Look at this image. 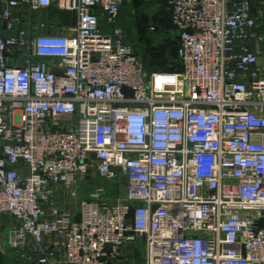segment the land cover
Returning <instances> with one entry per match:
<instances>
[{"label":"built area","instance_id":"2783aa9c","mask_svg":"<svg viewBox=\"0 0 264 264\" xmlns=\"http://www.w3.org/2000/svg\"><path fill=\"white\" fill-rule=\"evenodd\" d=\"M126 1L0 0L11 246L39 264H128L142 244L143 264H264V0H160L182 67L153 72L120 23ZM49 8L75 24L58 31Z\"/></svg>","mask_w":264,"mask_h":264},{"label":"trees","instance_id":"16d2710c","mask_svg":"<svg viewBox=\"0 0 264 264\" xmlns=\"http://www.w3.org/2000/svg\"><path fill=\"white\" fill-rule=\"evenodd\" d=\"M160 2L170 12L171 27L175 30V26L172 21V9L166 2ZM52 10L55 19L61 25H72L76 22V16L70 12L58 10L55 8H49ZM132 10V9H131ZM122 15V14H121ZM154 16L151 14V18ZM145 18L142 20L140 26L135 21H131L127 31L128 42L134 46L141 54V58L144 61L143 64L147 71H175L180 70L182 65L178 59L177 50L179 46L178 36L175 38L172 36L169 30L161 28L157 30L155 25H149L148 20L150 17L144 15ZM163 30L166 33L163 41L155 45V39L157 34ZM177 32V31H176ZM136 54V53H135ZM156 69V70H155Z\"/></svg>","mask_w":264,"mask_h":264},{"label":"rangeland","instance_id":"374dc122","mask_svg":"<svg viewBox=\"0 0 264 264\" xmlns=\"http://www.w3.org/2000/svg\"><path fill=\"white\" fill-rule=\"evenodd\" d=\"M132 8V10L130 9ZM41 15L43 18L48 17L51 21L55 22L57 25V30L61 31V28L58 26L61 25L59 22L54 17V14H52L51 9L43 10L38 13ZM151 14L152 16L151 18ZM170 12L167 8H165L160 2L156 0H127L122 9V23L123 26L127 29L131 21H135L138 26L142 23V20L145 18L144 15H148L150 19L148 20L149 25H155L157 30H161V28H164L165 30H169L172 34L173 37H177L178 33L176 30L171 27V20H170ZM166 33L163 32V30L157 34L156 39H155V45L160 44L163 41V38L166 36ZM136 55L138 58L142 60L141 54L138 52L134 46H132ZM156 70V69H155ZM99 184H106L105 182L97 181L95 185ZM119 186V185H118ZM114 186V184H109L108 183V189L111 191V195L116 197L119 195H124L125 194V185H121L120 187ZM79 199V198H78ZM77 201V200H76ZM146 251L144 250V245L142 244L140 246V250L129 253L130 256H128V264H143L145 257H146ZM125 260L121 264H124Z\"/></svg>","mask_w":264,"mask_h":264},{"label":"crops","instance_id":"0c3cea01","mask_svg":"<svg viewBox=\"0 0 264 264\" xmlns=\"http://www.w3.org/2000/svg\"><path fill=\"white\" fill-rule=\"evenodd\" d=\"M159 1V0H156ZM122 9L120 12V23H122ZM132 9V8H130ZM103 29H107L109 25L103 20ZM124 27V26H123ZM125 28V27H124ZM61 207L69 208L74 214H78V200H70L60 194L57 200ZM68 206V207H67ZM78 217V216H77ZM18 221L9 215L0 214V264H39L37 261V253L34 252L32 245H20L13 248L10 243L11 233L18 227ZM46 244L55 243L54 236L46 238ZM56 245V244H55ZM57 246V245H56ZM58 258L60 253L57 254Z\"/></svg>","mask_w":264,"mask_h":264}]
</instances>
